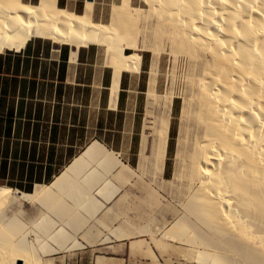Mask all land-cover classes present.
I'll use <instances>...</instances> for the list:
<instances>
[{
  "label": "bare ground",
  "instance_id": "1",
  "mask_svg": "<svg viewBox=\"0 0 264 264\" xmlns=\"http://www.w3.org/2000/svg\"><path fill=\"white\" fill-rule=\"evenodd\" d=\"M144 2L147 10L134 7L131 0H121V9L113 12L110 23L99 24L91 19L92 2L83 14H76L59 7L58 0H38L36 4L0 0V53L19 50L32 38L70 44L74 49L106 45L113 50L118 80L123 71H138L142 56L137 51L148 50L153 56L150 97L156 95L161 54L169 52L173 63L186 61L187 98L177 155L181 185L158 196L159 203L162 200L170 206L166 210L173 216L156 221L161 238L155 241L163 246L165 238H172L180 245L202 246L211 253L202 250L200 257L199 252L195 255L212 264H264V0ZM143 13L153 16L154 26L149 31L153 41L144 37L138 43L136 26ZM124 48L132 52L125 54ZM166 97L169 103L171 96ZM171 108L166 107L160 120L155 163L161 179L165 176ZM115 155L93 142L49 185L36 186L32 193L0 186V264H33L32 260L37 264L31 258L25 232L19 230L21 224L15 216L8 217L1 206L15 210L24 202H39L80 228L83 222L72 209L94 212L107 203L113 208L128 196L103 176L107 166L120 169L118 173L130 168ZM94 195H100V200ZM159 208V212L163 210ZM43 214L36 226L50 239L62 238L57 241L65 244L69 235L61 232L62 228L50 234L55 223Z\"/></svg>",
  "mask_w": 264,
  "mask_h": 264
},
{
  "label": "rangeland",
  "instance_id": "2",
  "mask_svg": "<svg viewBox=\"0 0 264 264\" xmlns=\"http://www.w3.org/2000/svg\"><path fill=\"white\" fill-rule=\"evenodd\" d=\"M23 1L30 4L38 2V0ZM85 2L86 0H70V5H66L63 1L61 2L62 6H59L58 0L57 4L71 12H74L71 4H76L77 11L74 13L82 14L85 10ZM120 2L121 0H93L90 11L91 19L99 24H109L113 12L121 9ZM131 4L144 10L148 8V4L144 0H131ZM144 15H147V19ZM153 26L152 14H141L137 20L136 42L139 43L144 37L148 42H152V35L149 31L152 30ZM45 41L52 44L49 40ZM97 46L101 49L102 62L112 65L113 50L106 45ZM124 46L121 44L122 48ZM131 52L130 49L124 50L125 54ZM137 53L142 56L140 71H125L127 80L124 86L123 108L127 112V118L124 120V128L122 130L119 128L110 129L108 126L105 135L103 133L98 134V137L105 141L99 142L106 147L107 151L116 154L117 156H114L116 160L119 158L130 166V168L121 169L119 173L120 169L107 166L106 169L108 170L104 175L102 173L105 179L111 180L121 190L126 191L127 198H124L125 200L121 204L113 208L112 203H107L103 208L95 210V213L87 208L73 207L72 212L83 222V225L81 224L80 228L77 229L64 221L65 219L57 216L54 209L51 210V207H45L39 202H24L15 210L6 205L1 206L8 217L15 216L19 222L16 221L21 224L18 226L19 230L25 232V240L30 246H28L29 249L31 248V258H34L37 264H212L210 260L206 262L198 258L202 250L211 253L209 249H204L202 246L180 245L172 238H165L163 246L155 241L161 238L157 235L156 221L163 217L170 219L173 216L168 209L166 210L170 206L162 200L159 203L158 196L165 195V192L174 191L181 185L178 177L181 164L177 155L181 151L180 131L182 112L187 98L185 79L189 73V66L182 59L173 63L170 53L163 52L159 59L156 95L150 97L147 90L149 73L152 68L151 63L153 62L152 52L143 50L137 51ZM166 96H171L170 104ZM166 107H172V115L165 176L161 179L157 172L155 160L159 153L157 142L160 120ZM108 121L111 122L112 120L109 119ZM99 167L100 169L104 168L103 165ZM110 170L114 171L115 176ZM103 176L98 182L99 185L104 180ZM94 196L98 200L101 198L100 195ZM68 200L66 201L70 203ZM146 202L148 203L146 204ZM152 202H154V206ZM159 207L163 208L160 212ZM43 212L47 214V219L53 220L55 223L54 228H50V234H54L62 228L61 232L64 230L63 233L67 234L66 236L69 235L68 238L73 243L67 238L65 241L67 246H65L66 243L63 244L66 249L62 244L63 247L59 244L62 241L58 243L60 238L55 240L51 238V240L50 236L42 233V228L39 225L36 226L35 223L40 220V215ZM170 214L172 215L170 216ZM122 221L125 222L121 223ZM20 236L14 238L13 241L20 239ZM107 236L110 239L107 242L102 241ZM74 243H77L75 248L71 247ZM40 244L44 246L45 251ZM100 258L103 260L102 262H99ZM32 262L35 264L33 260Z\"/></svg>",
  "mask_w": 264,
  "mask_h": 264
},
{
  "label": "crops",
  "instance_id": "3",
  "mask_svg": "<svg viewBox=\"0 0 264 264\" xmlns=\"http://www.w3.org/2000/svg\"><path fill=\"white\" fill-rule=\"evenodd\" d=\"M126 80L93 44L74 49L32 38L1 52L0 185L26 193L49 185L93 142H105L98 134L108 126L122 130Z\"/></svg>",
  "mask_w": 264,
  "mask_h": 264
},
{
  "label": "trees",
  "instance_id": "4",
  "mask_svg": "<svg viewBox=\"0 0 264 264\" xmlns=\"http://www.w3.org/2000/svg\"><path fill=\"white\" fill-rule=\"evenodd\" d=\"M59 6H62L61 0H59ZM122 95V94H121ZM32 190L27 191V193H30Z\"/></svg>",
  "mask_w": 264,
  "mask_h": 264
},
{
  "label": "water",
  "instance_id": "5",
  "mask_svg": "<svg viewBox=\"0 0 264 264\" xmlns=\"http://www.w3.org/2000/svg\"><path fill=\"white\" fill-rule=\"evenodd\" d=\"M86 1L93 2V0H86ZM17 264H22V263L19 261Z\"/></svg>",
  "mask_w": 264,
  "mask_h": 264
}]
</instances>
